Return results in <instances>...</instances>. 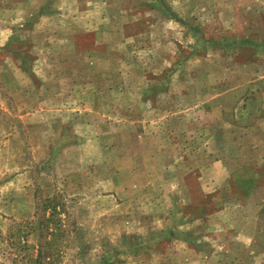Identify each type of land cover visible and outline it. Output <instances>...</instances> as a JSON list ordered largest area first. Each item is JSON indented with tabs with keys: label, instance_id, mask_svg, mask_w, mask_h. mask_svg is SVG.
Wrapping results in <instances>:
<instances>
[{
	"label": "rangeland",
	"instance_id": "rangeland-1",
	"mask_svg": "<svg viewBox=\"0 0 264 264\" xmlns=\"http://www.w3.org/2000/svg\"><path fill=\"white\" fill-rule=\"evenodd\" d=\"M31 2L35 11L43 0ZM199 2H70L59 22L35 28L33 54L14 40L0 46V264H33L27 257L45 241L44 227L55 264H264V244L255 261L241 262H230L240 247L227 245L225 256L215 244L249 235L257 222L264 234V212L255 211H264V179L227 181L204 196L197 181L207 154L228 168L260 156L248 142L243 150L204 146L205 88L235 55L214 52L205 63L191 54L188 33L199 25L212 39H262L264 0H206L204 10ZM59 28L84 32L62 46ZM31 57L32 75L15 69ZM241 188L257 195L241 196ZM48 200L56 210L45 207L54 215L40 224ZM27 226L33 231L23 237ZM19 240L27 250L18 251Z\"/></svg>",
	"mask_w": 264,
	"mask_h": 264
},
{
	"label": "crops",
	"instance_id": "crops-1",
	"mask_svg": "<svg viewBox=\"0 0 264 264\" xmlns=\"http://www.w3.org/2000/svg\"><path fill=\"white\" fill-rule=\"evenodd\" d=\"M70 2L74 3L76 7L83 5L82 0H43L39 8L33 11L34 3L31 0H0V23L2 24L0 26V39H2L0 46L8 47L6 45L14 40L16 44L18 43L17 46L31 45L30 51L27 53L33 54L32 45H34L36 35L34 34L35 28H39V25L43 27L45 23H50L49 26H52L53 22H59V19L56 20V18L61 16L63 6ZM90 3L95 4L94 1ZM262 3L261 5H264V2ZM206 4V0H200L198 3L200 8H203L202 10ZM74 22L77 24V21ZM50 29L48 28V30ZM58 30L59 35L56 38L62 39V46H67L66 40L71 37L77 41V38L84 32L81 28L74 31L69 29L70 31L67 30V32L62 33L63 29L59 28ZM188 33L194 39L191 54L202 55L205 63L210 64L209 55L214 54V52L224 54L229 51L235 55V58L231 59L229 70L222 76L223 78L218 76L213 82H209L211 81L209 79V87H212L205 88L207 91L204 94L206 99L202 100V108L206 114L208 125L202 127L205 136L204 146L211 148V143H213V148L221 151L228 146V142H233L235 144L234 149L243 150L244 142H248L250 143V150L255 151L256 155L260 156V163L258 161L243 162V160H238L228 168L230 163L227 164L222 156L216 160L211 158V154H207L206 160L202 164V176L198 178L197 182H200L201 189L206 193L205 197L213 196L212 194L220 189L221 183L227 181L260 183L264 179V171L258 167V164L264 167V37L260 39L253 35L234 33L231 36L222 35L212 39L205 36L199 25L189 29ZM47 34L44 37V46L51 44L50 38L56 36L54 31ZM69 43H71L70 40ZM44 51L47 55L53 53L48 48ZM85 51L87 53V50ZM59 52L67 53L65 49H61ZM244 53L247 55L245 56ZM28 57L26 56L23 60L28 59ZM30 61L32 63L27 65V63L24 64L19 61L18 58L15 69H20L28 76L32 75L33 70H35L32 57ZM6 64V62H2V68H6ZM221 64L223 65V59L222 61L220 59L219 65ZM210 185H212V189ZM217 185L218 188L215 189ZM238 185L240 186V184ZM257 189L252 188L248 191L241 188V196H243V192L251 195V197L256 196ZM246 208L247 206L244 207V210ZM255 211L256 215L264 212L259 208H256ZM233 226H235V230H242V224L234 223ZM252 226V232L249 235L239 237L240 234L236 232L234 237L219 238L215 243H218L219 247H223L221 254L225 256L232 253L229 248L232 244L243 250L241 256L234 254L230 262L255 261L260 253L264 256V251L259 253L260 246L264 244V234L260 232L258 222ZM215 228L220 229L221 227ZM225 261L227 262L226 259Z\"/></svg>",
	"mask_w": 264,
	"mask_h": 264
},
{
	"label": "trees",
	"instance_id": "trees-1",
	"mask_svg": "<svg viewBox=\"0 0 264 264\" xmlns=\"http://www.w3.org/2000/svg\"><path fill=\"white\" fill-rule=\"evenodd\" d=\"M51 200L46 201L45 203L42 204V210L40 213V216L38 217L40 219V224H43L44 222L48 224L49 219L51 217H53L54 212L56 210V205L52 204L50 202ZM45 207H53V211H51V213H47V210ZM23 228V227H22ZM26 229H24L23 231V237L27 236V234H31L33 231V228L31 226H27L24 227ZM43 228V227H42ZM46 235H44V240L42 243H40L37 247L36 250V255L33 258L32 255H28L27 259L29 262H32L33 264H55V257H54V251H49L47 250V248H50L49 246V235H52V232H50V230L48 229V227H44ZM35 231V230H34ZM16 248L18 249V251L23 252L25 251V249L27 250V245H26V241H17L16 243ZM23 258L26 259V255L23 256Z\"/></svg>",
	"mask_w": 264,
	"mask_h": 264
}]
</instances>
